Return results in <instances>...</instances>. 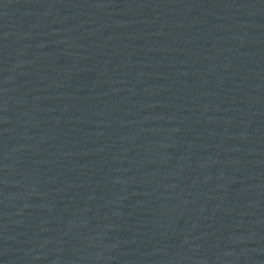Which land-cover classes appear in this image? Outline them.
<instances>
[{"label": "water", "instance_id": "obj_1", "mask_svg": "<svg viewBox=\"0 0 264 264\" xmlns=\"http://www.w3.org/2000/svg\"><path fill=\"white\" fill-rule=\"evenodd\" d=\"M0 264H264V0H0Z\"/></svg>", "mask_w": 264, "mask_h": 264}]
</instances>
